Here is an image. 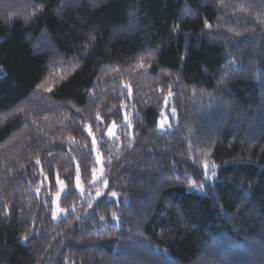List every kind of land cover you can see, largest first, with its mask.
Segmentation results:
<instances>
[{
    "label": "trees",
    "instance_id": "trees-1",
    "mask_svg": "<svg viewBox=\"0 0 264 264\" xmlns=\"http://www.w3.org/2000/svg\"><path fill=\"white\" fill-rule=\"evenodd\" d=\"M0 264H264V0H0Z\"/></svg>",
    "mask_w": 264,
    "mask_h": 264
},
{
    "label": "rangeland",
    "instance_id": "rangeland-1",
    "mask_svg": "<svg viewBox=\"0 0 264 264\" xmlns=\"http://www.w3.org/2000/svg\"><path fill=\"white\" fill-rule=\"evenodd\" d=\"M130 119V115H126L123 119L124 124H128ZM176 119V113H173V110L169 108L167 105L163 107L161 111L160 117L157 122V127L160 132H165L171 129V123L173 120ZM105 137L111 141L117 138V125L111 123L104 132ZM93 136V135H91ZM92 141H95L93 137ZM93 151L95 155V167L92 170V177L88 187L82 186L79 182H77V191L81 195V199L88 200L92 199L95 200L106 192V183L103 179L104 167H103V158L101 154L97 150L96 143L93 142ZM100 193V196H97V193ZM65 193V189L63 186H60L59 190L52 195V211H53V219L54 221L58 220L60 217H63L66 212L67 208L61 206V199L63 194ZM115 192H110L107 195V199L109 200H118V194L116 193L115 196L111 194ZM115 224H117L116 218H113Z\"/></svg>",
    "mask_w": 264,
    "mask_h": 264
},
{
    "label": "snow or ice",
    "instance_id": "snow-or-ice-1",
    "mask_svg": "<svg viewBox=\"0 0 264 264\" xmlns=\"http://www.w3.org/2000/svg\"><path fill=\"white\" fill-rule=\"evenodd\" d=\"M173 113H175V110H173ZM94 143H95V141H93ZM37 163H39V161H37ZM205 169H207V165H205ZM193 186H195L194 184H193ZM201 187H203V185H201ZM101 194L98 192L97 193V196H100ZM112 196H115L116 195V193H112L111 194Z\"/></svg>",
    "mask_w": 264,
    "mask_h": 264
}]
</instances>
